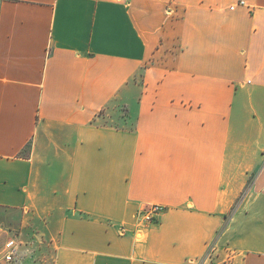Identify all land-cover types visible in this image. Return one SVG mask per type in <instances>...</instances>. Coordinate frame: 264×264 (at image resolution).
I'll use <instances>...</instances> for the list:
<instances>
[{"label":"crops","instance_id":"1","mask_svg":"<svg viewBox=\"0 0 264 264\" xmlns=\"http://www.w3.org/2000/svg\"><path fill=\"white\" fill-rule=\"evenodd\" d=\"M11 238L264 264V0H0V264Z\"/></svg>","mask_w":264,"mask_h":264},{"label":"rangeland","instance_id":"2","mask_svg":"<svg viewBox=\"0 0 264 264\" xmlns=\"http://www.w3.org/2000/svg\"><path fill=\"white\" fill-rule=\"evenodd\" d=\"M108 109L115 112L116 108L114 105H111ZM19 247L20 252L17 254V257L13 262L8 264H52L49 258L52 248L40 242V240L19 243Z\"/></svg>","mask_w":264,"mask_h":264},{"label":"built area","instance_id":"3","mask_svg":"<svg viewBox=\"0 0 264 264\" xmlns=\"http://www.w3.org/2000/svg\"><path fill=\"white\" fill-rule=\"evenodd\" d=\"M163 210V207L158 204L151 205L149 208L144 209L141 213L143 216V219L149 223L153 219V216L160 211ZM18 254V242L15 238H11L7 241L5 244V260L9 262H13ZM195 264H201V261L195 263Z\"/></svg>","mask_w":264,"mask_h":264}]
</instances>
